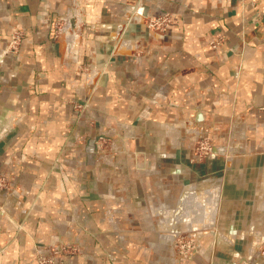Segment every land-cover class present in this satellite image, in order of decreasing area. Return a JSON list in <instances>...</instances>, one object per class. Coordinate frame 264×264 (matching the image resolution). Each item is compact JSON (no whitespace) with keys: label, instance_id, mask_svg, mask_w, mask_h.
I'll list each match as a JSON object with an SVG mask.
<instances>
[{"label":"crops","instance_id":"crops-1","mask_svg":"<svg viewBox=\"0 0 264 264\" xmlns=\"http://www.w3.org/2000/svg\"><path fill=\"white\" fill-rule=\"evenodd\" d=\"M71 1L0 0V175L18 190L0 196V264H37L35 244L60 237L82 242L70 264H264V247L252 258L236 246L264 239V0ZM162 13L171 23L155 41L140 15ZM17 31V51L4 53ZM237 118L243 151L204 172L182 120L218 133ZM100 135L114 145L104 166L88 150ZM203 174L228 215L213 220L211 247L201 237L172 262L171 231L156 228L182 223Z\"/></svg>","mask_w":264,"mask_h":264},{"label":"rangeland","instance_id":"rangeland-1","mask_svg":"<svg viewBox=\"0 0 264 264\" xmlns=\"http://www.w3.org/2000/svg\"><path fill=\"white\" fill-rule=\"evenodd\" d=\"M162 14H167V13H162ZM147 15V14H146ZM153 15H158V14H153ZM142 16H145V14H141L140 15V20H142ZM171 18V16H170ZM171 23V21H170ZM142 24V23H141ZM146 34H148L146 32ZM149 36V35H148ZM150 37V36H149ZM150 39H152L150 37ZM137 49V47H136ZM86 73H88L87 77H88V81L92 82L93 84L97 83V79H95V75L96 73L94 71H92L91 68H87ZM86 79V78H85ZM94 85H92L93 87ZM77 106L81 107V104H77ZM222 123V127L221 129L218 131V133L216 131L211 130L212 129V124L210 126H203V127H195L193 124H191L188 120H182L181 124H182V128H183V134L187 137V140L189 141V146L188 149L191 151V160L193 162H197L201 165L202 170L204 172H206V168L208 166V160L206 158L205 155V149L203 148V146L200 144L199 145V140H197L196 136L197 135H202L203 139L205 138L207 140V142L212 146V147H217V148H223V152H219L218 153V157H215L218 159L219 162V170L220 173H222V171L224 170V161L227 159H230L232 157V155H234L236 153V151H239L238 149H244V142H242V139H239L240 136L242 135V132L244 131L245 133V128H243L240 124L238 125H234V121H232V119L228 120V119H224ZM206 124V123H205ZM204 124V125H205ZM107 139L106 136L100 135L98 136V141L94 146V150H93V155H92V160L96 161L97 166L101 165L104 166V164L107 162L109 163V158L106 157V152H111L114 149V145L109 143L106 144V147L103 145L102 140ZM77 140V139H75ZM76 146H79L81 144H79L78 141H75ZM205 146V145H204ZM199 147H201V149H199ZM230 149V153H226V150ZM111 150V151H110ZM92 162V161H91ZM93 163V162H92ZM215 177L219 178V181L222 179V175H214ZM208 176H206V174H203V177L201 178V182H208L211 183L210 180H207ZM212 184V183H211ZM213 185V184H212ZM216 186V185H214ZM217 188H220L217 190V194L213 195L212 194V198L210 200V202L215 203V207H214V211H211L210 213H208L207 215L201 216L199 213L193 218L194 223L190 224L187 223L185 220H180L178 222H182V223H177L174 221H168L165 222L163 226V224H159V226L162 229L156 228V230H163V232L166 231H171L170 233H167L169 235H167V238L170 237L172 234L176 235L172 236L173 238H169V240L166 241V244L169 247V254H170V258L172 262H175V260H177V258H183L182 256L179 255V250L177 249L179 247V244L182 245L184 244V246L186 247V249L188 248H194L195 252L190 255L188 258H191L192 256H194L197 252H198V248H200V244L198 243L202 237V241L203 244L201 245L203 248H209L212 246V242L214 241V239L211 237H209L208 234L211 233L212 229L214 228V222L215 219L217 218V220L220 219V216H226L228 215V212L226 209H229L228 206V202L222 201V205L218 207L216 204L221 202V197H222V193H221V187L220 185L216 186ZM253 190V188H252ZM252 190L249 189V192H252ZM248 192V193H249ZM217 195V196H216ZM217 198H219L217 200ZM218 201V202H217ZM224 205V206H223ZM157 208V206H155L154 210ZM153 209V208H152ZM218 210V213L217 211ZM159 218H163V214H160ZM222 219V218H221ZM157 223V222H156ZM170 223V224H169ZM218 223V222H217ZM225 224V223H224ZM163 226V227H162ZM170 226V228H169ZM180 226V228H179ZM219 226L221 227H225V225L219 224ZM210 232V233H209ZM220 233H222L223 237H224V233L223 231H221L220 229ZM75 239V238H72ZM78 239V238H77ZM218 241V244L221 246H223L224 244H227L226 242H230L232 240L228 239V238H221V239H216ZM81 242V240H79ZM236 246L238 247V250L241 252H246L249 249H251V254L253 256H250L252 258L256 257V252L261 248L264 247V239H260V238H246V239H241V240H237L236 241ZM76 255V254H75ZM73 255V256H75ZM250 260H240L238 264H250Z\"/></svg>","mask_w":264,"mask_h":264},{"label":"built area","instance_id":"built-area-1","mask_svg":"<svg viewBox=\"0 0 264 264\" xmlns=\"http://www.w3.org/2000/svg\"><path fill=\"white\" fill-rule=\"evenodd\" d=\"M72 6L76 7L75 0H72ZM170 15L169 14H147L142 16L141 23L144 26L148 35L152 38V40H160L164 38L167 33V29L170 25ZM21 38L20 32H15L12 36L10 44L4 49V53L9 52H16L18 49L19 41ZM211 47L215 48L220 45L219 40H211L210 42ZM234 121V125L240 124L243 128L244 127V120L237 118L232 119ZM244 131L239 139H242L244 142ZM197 140H199V145L201 144L205 149V155L207 159H215L218 157V148L212 147L207 140L202 135L196 136ZM205 145V146H204ZM244 148V147H243ZM201 149V147H199ZM243 151V149H238ZM18 191L15 184L6 176L0 175V196H5L9 194L11 191ZM2 203L0 204V210H3ZM176 237V235H174ZM179 250V255L183 258H188L195 252L194 248H188L184 246V244L180 245L177 248ZM36 263L37 264H70V259L73 255L80 254L82 251V242L79 239H65L60 237L57 240H52L48 244H35L34 246Z\"/></svg>","mask_w":264,"mask_h":264},{"label":"bare ground","instance_id":"bare-ground-1","mask_svg":"<svg viewBox=\"0 0 264 264\" xmlns=\"http://www.w3.org/2000/svg\"><path fill=\"white\" fill-rule=\"evenodd\" d=\"M76 13V12H75ZM77 14V13H76ZM63 34L64 36L70 37L71 41H73V39L76 37V32L74 30H70V28L67 25H64L63 27ZM69 39V38H68ZM234 159V158H233ZM252 160V159H251ZM250 160V161H251ZM255 160V159H254ZM237 161V160H236ZM259 161V160H258ZM257 161V162H258ZM263 161V160H262ZM256 162V161H255ZM231 163V162H230ZM234 165V164H233ZM236 165V164H235ZM258 165V163H257ZM248 166V165H247ZM253 166V165H252ZM241 167V166H239ZM229 168V166H228ZM257 169V168H256ZM232 172V171H231ZM232 174V173H231ZM235 184V183H234ZM252 184V183H251ZM198 185V184H197ZM201 185V190L200 192L197 194V201L195 202H190V197L189 194H186L187 198L183 199V204L181 207V213L179 215V217L177 216L176 220L180 221V220H185L187 223H194L193 218L199 213L201 216L207 215L208 213H210L211 211H214V207H215V203L213 204L212 202H210L211 198L213 197V195L217 194V190L220 188H217L216 186L212 185L211 183L208 182H204ZM199 185V186H200ZM252 187V186H251ZM258 187V186H257ZM252 189V188H251ZM217 196V195H216ZM219 198H217L218 200ZM182 200V199H181ZM195 200V199H194ZM218 202V201H217ZM180 206V204H179ZM217 206V205H216ZM219 205L217 206L218 209ZM213 208V209H212ZM232 209V208H231ZM177 210V208H176ZM218 213V210H216ZM215 212V211H214ZM179 213V212H177ZM234 215V214H233ZM255 217V216H254ZM255 221V220H254ZM229 224V223H228ZM252 224V223H251ZM238 225V224H237ZM172 236H174V234H172L169 238H173ZM169 240V239H168Z\"/></svg>","mask_w":264,"mask_h":264},{"label":"water","instance_id":"water-1","mask_svg":"<svg viewBox=\"0 0 264 264\" xmlns=\"http://www.w3.org/2000/svg\"><path fill=\"white\" fill-rule=\"evenodd\" d=\"M89 152H93L94 150V141L92 140L89 144V148H88ZM229 163H226V166L228 165Z\"/></svg>","mask_w":264,"mask_h":264},{"label":"flooded vegetation","instance_id":"flooded-vegetation-1","mask_svg":"<svg viewBox=\"0 0 264 264\" xmlns=\"http://www.w3.org/2000/svg\"><path fill=\"white\" fill-rule=\"evenodd\" d=\"M247 192V191H246ZM249 192V191H248ZM248 192H247V194H248ZM249 203V202H248Z\"/></svg>","mask_w":264,"mask_h":264}]
</instances>
